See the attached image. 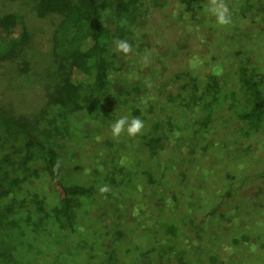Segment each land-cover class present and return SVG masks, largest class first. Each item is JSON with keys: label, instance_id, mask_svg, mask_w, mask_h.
Segmentation results:
<instances>
[{"label": "trees", "instance_id": "16d2710c", "mask_svg": "<svg viewBox=\"0 0 264 264\" xmlns=\"http://www.w3.org/2000/svg\"><path fill=\"white\" fill-rule=\"evenodd\" d=\"M20 1L31 6L25 13L58 16L51 50L65 76L51 101L68 119L80 118L61 135L0 111V264L252 258V243L264 242V152L250 142L264 137V0H225L232 19L226 26L206 11L209 0H175L176 23L195 28L198 42L206 40L202 28L225 30L214 43L228 42L227 52L193 68L196 53L169 36L171 59L189 65L164 71L159 66L168 60L159 57L154 82L130 81L122 71L121 84L111 70L123 67L111 61L126 55L114 39L133 45L128 36L138 20L157 6L170 8L167 0ZM23 14L0 13V63L27 53ZM132 52L139 63L150 58L142 43ZM15 66L25 72L30 62L21 58ZM121 116L141 119V132L113 137L111 125Z\"/></svg>", "mask_w": 264, "mask_h": 264}, {"label": "rangeland", "instance_id": "374dc122", "mask_svg": "<svg viewBox=\"0 0 264 264\" xmlns=\"http://www.w3.org/2000/svg\"><path fill=\"white\" fill-rule=\"evenodd\" d=\"M167 3L170 5V8L168 6H164L163 8L157 6L150 9L148 13L138 20L139 22H137L136 26L138 31L134 35L128 36V39L133 42V45L131 44L132 50L140 46L141 43L143 44V50L147 51L150 55L147 63L145 61L143 63H141L142 61L140 63L134 61V53L132 51L125 54L127 56H124L125 59H114L111 61V63H115L119 68L123 67L120 71L111 70L115 84L122 83L121 79L124 78L121 73L122 71L126 72L130 81L135 78L151 79L153 77L151 73L152 67H156L159 57H165L168 60L167 63L161 67L159 66L164 71L170 70L172 66L178 67L181 63L189 65L188 60L180 59L181 61H176L178 59H171L172 57H170L168 51L170 48L167 45V38L169 36L171 39H174L173 41H175L176 45H189L190 52L196 53L195 55L198 59H192V62L198 65H189L193 68H201L208 60L217 56L222 51L227 52L229 48L228 42H217L216 45L214 43V34L216 37L222 36L224 34L222 32H225V30L219 29L218 31H213L202 28L206 40L198 42L195 40V33L197 32L195 28L188 27L185 30V27H182V24L176 23V19L173 18V14L177 12H173L176 6L175 0H167ZM24 6H27L26 9H31L30 5H26L20 0H0V13L8 9L24 13L22 16L31 35V42L27 53L20 55L21 52L14 61H3V63H0V111L6 112L9 115L27 117L42 127H57L59 134L65 135L69 133L74 123L80 118V115L68 119L63 109L51 101V94L55 91L56 84L60 83L59 79L63 80L65 76V70L54 61L51 50L52 32L59 18L57 15L39 17L33 12L25 13ZM109 10L105 16L111 20L112 14ZM166 12L170 13L168 17ZM188 35L190 38L189 41H186ZM228 37L231 39V34H228ZM231 40L228 41L230 42ZM21 58H26L30 62V69L28 71L21 72L16 68V61ZM135 73L140 74L139 77H136ZM152 81L154 82V77ZM250 142L254 143V148L258 150L259 155L263 154V136L254 138ZM78 154L79 151L72 152L74 156ZM47 188H49V185ZM56 188L62 193L73 191L71 187L57 185ZM262 224H264V221ZM242 236V244L245 245V240L249 239L247 235L242 234ZM259 236L262 235L260 234ZM256 240H251V243L257 242ZM244 245L242 250L246 253L249 248L247 245ZM252 246L254 247V251H252V258L255 260L254 264H264V242L258 245L252 243ZM235 256L236 253L231 251L229 257L232 259ZM252 258L250 256L248 261H244L243 264H252Z\"/></svg>", "mask_w": 264, "mask_h": 264}, {"label": "clouds", "instance_id": "9594fccd", "mask_svg": "<svg viewBox=\"0 0 264 264\" xmlns=\"http://www.w3.org/2000/svg\"><path fill=\"white\" fill-rule=\"evenodd\" d=\"M206 11L215 18L220 26L230 25L232 23L231 14L225 0H209ZM115 50L117 52L128 54L132 51L131 44L127 40L114 39ZM147 63V57H145ZM150 86V85H149ZM144 124L138 117L129 119L128 116H121L111 125V133L113 137H119L122 132H126L129 136H135L141 132ZM102 188L101 191H106Z\"/></svg>", "mask_w": 264, "mask_h": 264}]
</instances>
